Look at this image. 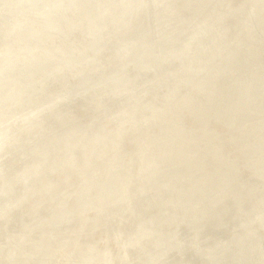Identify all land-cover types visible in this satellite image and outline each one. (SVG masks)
<instances>
[{
    "label": "rangeland",
    "instance_id": "374dc122",
    "mask_svg": "<svg viewBox=\"0 0 264 264\" xmlns=\"http://www.w3.org/2000/svg\"><path fill=\"white\" fill-rule=\"evenodd\" d=\"M11 136L0 264H264V0H0Z\"/></svg>",
    "mask_w": 264,
    "mask_h": 264
},
{
    "label": "bare ground",
    "instance_id": "6f19581e",
    "mask_svg": "<svg viewBox=\"0 0 264 264\" xmlns=\"http://www.w3.org/2000/svg\"><path fill=\"white\" fill-rule=\"evenodd\" d=\"M174 9V8H173ZM147 85V84H146ZM127 94V93H126ZM123 102V101H122ZM135 109V108H134ZM110 111V110H109ZM133 119V118H132ZM102 122V121H101ZM125 126V125H124ZM35 138L37 137V135H34ZM33 136V137H34ZM129 139V138H128ZM23 139V136H11L10 138H6L4 141H0V157H4V155L6 154L7 151H9V153L13 156L12 157V162L16 163L17 165H19V163L21 162V160H23L28 152V146L24 144H28V142L31 141V139L29 141L26 142V140ZM34 141V140H33ZM32 142H30L31 144ZM18 147V148H16ZM114 148V147H113ZM4 149H6L4 151ZM110 149V148H109ZM29 155V154H28ZM3 162V161H2ZM1 162V164H3ZM7 162V161H6ZM5 162V163H6ZM11 164V163H10ZM10 166V165H8ZM8 166H0V176L4 175L6 172L11 173L9 171ZM12 166V165H11ZM17 167V166H16ZM264 237V236H263Z\"/></svg>",
    "mask_w": 264,
    "mask_h": 264
}]
</instances>
